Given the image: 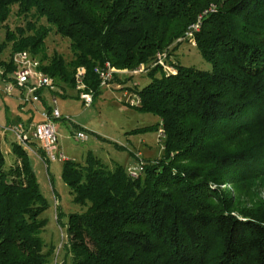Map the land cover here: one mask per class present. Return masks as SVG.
I'll list each match as a JSON object with an SVG mask.
<instances>
[{
  "label": "trees",
  "instance_id": "1",
  "mask_svg": "<svg viewBox=\"0 0 264 264\" xmlns=\"http://www.w3.org/2000/svg\"><path fill=\"white\" fill-rule=\"evenodd\" d=\"M210 5L191 32L211 69L149 65ZM14 6L24 21L6 27L0 42V53L9 49L0 58L4 83L15 80V55L30 53L54 81L42 87L52 100L76 88L83 68L93 100H82L91 106L103 90L99 65L145 63L150 80L142 87L127 86L130 75L114 83L135 90L137 109L157 114L166 135L163 157L137 159L143 168L92 152L84 162L63 161L80 209L68 213L60 264H264V206L235 208L234 195L213 186L264 177V0H0V25ZM51 33L69 39L70 59L48 53ZM28 150L17 140L11 161L0 148V264H53L55 257L45 239L49 203Z\"/></svg>",
  "mask_w": 264,
  "mask_h": 264
},
{
  "label": "rangeland",
  "instance_id": "2",
  "mask_svg": "<svg viewBox=\"0 0 264 264\" xmlns=\"http://www.w3.org/2000/svg\"><path fill=\"white\" fill-rule=\"evenodd\" d=\"M211 5L196 14L195 21L190 22L186 28L188 35L179 36L175 44L177 46L162 48L157 50L154 60L149 65L159 64L163 72L173 71L170 61H178L184 65H193L201 69H211V63L203 57L197 49L196 31L200 29L202 23V15L209 10ZM16 6L8 21L0 25V42L5 37L6 27L14 29L17 25L23 23V19L16 15ZM7 25V26H6ZM196 30L193 33L191 30ZM47 51L49 54L59 52L67 59L71 57L69 39L59 34L51 33L46 39ZM27 53L29 57H32ZM20 57L18 53L14 57V61ZM0 58H9V49H5L0 53ZM34 58V57H33ZM20 61V60H19ZM99 65L98 67H104ZM112 79L107 85L102 86L103 90L96 97L91 106H85L83 100L76 88H68L65 95L58 94L56 101L46 98L51 110L59 109L62 117L54 120L58 135V146L71 159L85 161L89 152L100 157L107 163L118 162L124 166L131 164V159L145 158L150 160H158L165 153V130L161 118L154 113L142 112L137 109L141 105V96L131 88H118L114 83L121 78L130 75L127 86L135 85L142 87L146 84L150 77L147 75V67L145 63H141L138 67L133 66H113ZM20 65H18L19 68ZM17 68V69H18ZM0 67V87L4 85V79L1 76ZM133 77V78H132ZM53 80V79H52ZM54 82V81H53ZM77 86V85H76ZM18 87H16L15 91ZM40 90V89H39ZM23 93L19 91V99L21 100ZM16 99L11 94L0 95V148L4 152L6 158L13 160V144L17 142L16 137L6 132L3 128L9 122L26 121L25 116L28 112H33L34 108H30L29 102ZM39 107H46L44 101L38 103ZM159 123L158 125H156ZM152 126V128H148ZM145 129H142L144 128ZM83 131L88 135L87 140L83 141L78 138V131ZM30 151V150H28ZM131 152L133 154H131ZM141 158H137L136 156ZM140 155V156H139ZM29 161L35 171L40 188L48 200V207L43 215L47 218L45 239L49 244L56 247L53 264L61 263L63 260L64 250L63 243L67 239L65 223L68 219V213L79 210L80 206L72 201L69 187L65 183L62 176L63 163L54 161L50 163L49 173L46 169L44 161L28 153ZM138 160L130 167L135 168L141 164ZM139 163V164H138ZM143 164L140 165V168ZM143 168V166H142ZM139 176L136 174L135 177ZM248 185L237 187L230 184H214L222 191L229 193L235 197V208H256L264 206V177L248 180ZM57 196V197H55ZM56 207H59L61 213L63 211L60 222L56 219Z\"/></svg>",
  "mask_w": 264,
  "mask_h": 264
},
{
  "label": "built area",
  "instance_id": "3",
  "mask_svg": "<svg viewBox=\"0 0 264 264\" xmlns=\"http://www.w3.org/2000/svg\"><path fill=\"white\" fill-rule=\"evenodd\" d=\"M20 57L16 59V62L20 65L15 71L14 79L8 78L5 83L0 87V95L11 94L16 86H27L26 94H23L21 99L24 102H30L32 100L40 99L38 90L42 87H50L53 84L51 77L45 75L43 72L37 69V61L33 60L27 55L26 52L18 53ZM20 60V61H19ZM113 68L110 63H107L104 67L96 68L101 78V86L107 85V83L112 79L111 73ZM84 69L81 68L77 72V86L76 89L79 91L80 97L84 100L86 105H89L93 100L92 92L84 90L85 86L82 82V77L84 75ZM56 101V98H54ZM44 119L35 124L32 128H26L21 123H12L5 126L6 131L13 133L17 140L29 150L35 151L31 144V140H38L40 142V148L44 152V158L50 161H65L68 156L58 147V135L56 131V126L54 119L59 118L61 113L58 108L52 110V112L44 111ZM77 136L81 140H87L88 135L79 131ZM132 174L136 176L138 174L137 169H132Z\"/></svg>",
  "mask_w": 264,
  "mask_h": 264
},
{
  "label": "crops",
  "instance_id": "4",
  "mask_svg": "<svg viewBox=\"0 0 264 264\" xmlns=\"http://www.w3.org/2000/svg\"><path fill=\"white\" fill-rule=\"evenodd\" d=\"M16 87H18V91L14 92ZM15 89L12 91L11 95L14 97H16V99H18L20 102V104H22L21 100L19 99V91L22 92L23 94H26L28 93L27 91V86L24 85V86H16ZM39 96H40V99L38 100H32V101H28L29 105H30V108H34L33 112H28L25 116L27 117L26 121H20V122H9V124H14V123H21L23 124L26 128H32L35 124L41 122L43 119H44V116H43V112L44 111H49L50 110V106L48 105V101L46 98H50V100H52V95L50 93V91L47 89V88H41L40 90V93H39ZM43 100L44 101V104L46 105V107H49L48 109H46L45 107H39L38 108V103ZM23 101V100H22ZM53 101V100H52ZM7 124V125H9ZM6 125V126H7ZM56 126V125H55ZM5 127V126H4ZM3 127V128H4ZM5 129V128H4ZM6 131V130H5ZM6 132H10V131H6ZM11 133V132H10ZM13 134V133H12ZM14 135V134H13ZM15 136V135H14ZM16 137V136H15ZM17 138V137H16ZM31 144L32 146L34 147L35 151L33 150H30L28 151L31 152L33 154V156H36L39 160H42L44 161V163L46 164V169L48 170V173H49V169H50V163L51 162H54V161H45V158H44V152L41 150L40 148V142L38 140H31ZM60 147V146H59ZM61 148V147H60ZM62 150V149H61ZM131 154H133L131 152ZM69 156V155H68ZM14 158V155L12 157V159ZM10 160V159H9ZM137 159H131V164H127L126 167H130L132 165V163L134 164V161H136ZM56 161H59V160H56ZM59 162H62L63 161H59ZM63 169V168H62Z\"/></svg>",
  "mask_w": 264,
  "mask_h": 264
}]
</instances>
